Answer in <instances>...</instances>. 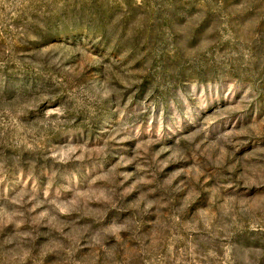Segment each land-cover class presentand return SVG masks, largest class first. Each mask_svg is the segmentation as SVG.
I'll use <instances>...</instances> for the list:
<instances>
[{
	"label": "rangeland",
	"instance_id": "obj_1",
	"mask_svg": "<svg viewBox=\"0 0 264 264\" xmlns=\"http://www.w3.org/2000/svg\"><path fill=\"white\" fill-rule=\"evenodd\" d=\"M0 264H264V0H0Z\"/></svg>",
	"mask_w": 264,
	"mask_h": 264
}]
</instances>
